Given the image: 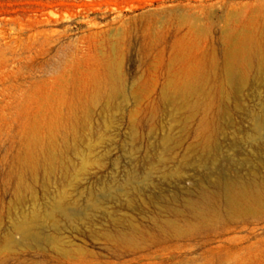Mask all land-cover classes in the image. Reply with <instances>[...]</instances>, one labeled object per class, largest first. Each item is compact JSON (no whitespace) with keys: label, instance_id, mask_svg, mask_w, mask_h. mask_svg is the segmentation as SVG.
Listing matches in <instances>:
<instances>
[{"label":"rangeland","instance_id":"obj_1","mask_svg":"<svg viewBox=\"0 0 264 264\" xmlns=\"http://www.w3.org/2000/svg\"><path fill=\"white\" fill-rule=\"evenodd\" d=\"M263 109L264 0H0V264H264V208L211 183L264 182ZM61 193L92 220L61 225L64 250L21 241Z\"/></svg>","mask_w":264,"mask_h":264},{"label":"bare ground","instance_id":"obj_2","mask_svg":"<svg viewBox=\"0 0 264 264\" xmlns=\"http://www.w3.org/2000/svg\"><path fill=\"white\" fill-rule=\"evenodd\" d=\"M229 89H230V87H229ZM230 90H232V89H230ZM250 111L252 112L250 117H252V122L253 123H252V127H250L251 129L249 131V136L248 137L252 140V143H253L252 147H254L256 150H261L263 148V146H264V109H263V112H261V113H259V112L258 113L257 112L253 113L252 110H250ZM169 145L167 143H165L164 151L162 150L164 152V156L162 155L163 158L161 157L162 158L161 161H164L166 159V155L170 156V154H169L170 151H171L170 147H172V146H169ZM261 151H260V153H261ZM212 153H214V152H212ZM216 155H218V154H216ZM251 155L253 157V154H251ZM253 158H255V157H253ZM204 159L207 160V158H205V157H204ZM204 159L201 158V160H204ZM210 159H208V160H210ZM231 159H232V157H231ZM234 159H236V158H234ZM242 159L244 161V157ZM259 159H261V158H259ZM259 159L257 160L255 158V160H257V161H260ZM167 160H170V159L168 158ZM255 160H253V161H255ZM214 161L217 163L216 160H214ZM262 161H264V160H262ZM168 162H170V161H168ZM231 162H233V160ZM239 162H240V159H239ZM152 164L156 165V163H152ZM237 165H236V168H237ZM254 165H253V167H254ZM257 165H258V163H257ZM157 167L160 168L159 165H157ZM211 167H212V165H211ZM218 167H220V165H218ZM87 169H88V167H87ZM156 170H157V168H156ZM172 170H170V171H172ZM152 171L150 170L149 172H147V180L150 177V175L152 176V174H151ZM164 171H166V169ZM250 173H252V175H254L255 171H253V172L250 171ZM210 175H213V174L210 172V174H208L206 176V178H208ZM246 175H247V173H246ZM252 175L250 174V176L248 175L249 177L246 176L247 178H244L245 176L242 177L239 174L238 175L237 174L232 175V174L226 173L224 171V169H222V168H217L215 170L214 179H213V181L211 183H213L214 186H217V187L221 188L224 191V193H225L224 198L226 200L225 203H227V205H228L229 209L231 210L232 214L233 213L234 214H238V213H253L257 209L264 208V182H260L255 175L254 176H252ZM181 176H183V175L181 174ZM167 178L164 177V179H167ZM210 178L212 179V177H210ZM202 180H204V179H202ZM143 181H145V180H143ZM126 182H127L126 185L128 187H127V189L125 191L127 193H129L131 191V189H134V188H136V190L138 191L137 193H139L141 191L142 188L140 189V187H139L138 183L140 181L138 180V174H136V172H134V174H130L129 178H128V181H126ZM203 185H205V184H203ZM209 185H208V187H209ZM142 186H144V185H142ZM143 188H145V187H143ZM104 189H106V188H104ZM110 191H111V189H110ZM113 191H112L111 194L108 193L109 197H115L117 195ZM125 191H124V193H125ZM106 192H108V190H106ZM143 192H145V191H143ZM119 194H120V192H119ZM94 195H96V194H93L91 192L88 195L89 196L88 197L89 198V202H90L88 209H90V211L91 210L92 211H96V210L101 209L103 207L104 202H105V198H104V200H100L101 197H99V199H96L97 197L95 198ZM125 195H127V194H125ZM129 195H131V194H129ZM132 197H135V196H132ZM186 197H188V196H186ZM116 199H118V198H116ZM129 199H131V198H129ZM129 199H128V202H129V205H130V202H132L133 200L129 201ZM165 199H167V198H165ZM173 199H175V198H173ZM179 199H181V198H179ZM187 200L189 201V199H187ZM180 202H181V200H180ZM168 203H169V201H168ZM185 203H183V204H185ZM107 204H108V202H107ZM79 206L80 205L78 204V201H76V202L75 201H71V198L67 194L61 193V194L53 197L50 201H48L45 204L44 207H42V208H38L37 207L31 213L23 214L21 216V219H22L21 220V224L19 226H17V231L21 235V241L30 242V243L33 242V243H37V244H41V243L42 244H50L54 248H57L59 250L66 249V246L64 245V243L62 241V238L60 236V232L62 230V226L61 225L63 223L66 224V225H75V224H78L80 221H91L92 220L91 219L92 215H90L89 211L88 212L81 211V210H79ZM188 206L190 208H193L192 207L193 206V202L189 201ZM171 207H173V206H171ZM228 207H227V209H228ZM107 209L108 208H105V207L103 208L104 211H109V209L108 210ZM48 228L53 230V232L51 234L46 232V230ZM16 243H17V241L13 239V236H10L8 238V244L9 245H14Z\"/></svg>","mask_w":264,"mask_h":264}]
</instances>
